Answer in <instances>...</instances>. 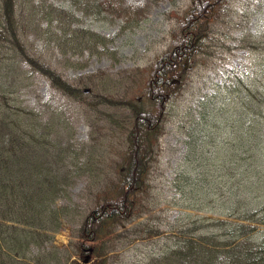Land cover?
Listing matches in <instances>:
<instances>
[{"label":"trees","instance_id":"1","mask_svg":"<svg viewBox=\"0 0 264 264\" xmlns=\"http://www.w3.org/2000/svg\"><path fill=\"white\" fill-rule=\"evenodd\" d=\"M68 1L89 8L83 0ZM230 3L190 0L168 29L166 47L143 68L69 79L28 36L71 55L95 52L109 38L75 25L74 13L51 1L24 7L22 0H0V264H82L69 261L68 250L56 255L52 233L67 220L76 222L75 240L61 247L71 246L80 257L90 251L95 259L87 264H108L136 240L163 233L159 223L166 216L159 222L152 217L162 202L225 217L182 210L167 218L169 233L163 238L172 242L157 254L149 252L140 264H264V228H258L264 226V82L237 93L228 87L223 94L229 98L222 101L215 99L222 85L214 84L186 106L183 166L173 178L181 182L174 184L177 194L152 196L159 139L167 124L179 122L192 70L213 55L217 40L224 45ZM36 75L85 107L88 142H73L74 129L59 106L24 103L22 95L36 90ZM208 115L218 118L217 124L206 123ZM198 124L222 129V141L210 143L202 132L204 144H196ZM197 151L208 158L203 161L205 174L212 175L207 180L183 175L192 172ZM85 173L86 208L60 202L69 197L74 177ZM252 181L256 188L248 184Z\"/></svg>","mask_w":264,"mask_h":264},{"label":"rangeland","instance_id":"2","mask_svg":"<svg viewBox=\"0 0 264 264\" xmlns=\"http://www.w3.org/2000/svg\"><path fill=\"white\" fill-rule=\"evenodd\" d=\"M34 1L22 0L23 6L28 7ZM38 1L39 5H47L51 1L55 6L72 11L75 25L102 33L109 38L107 45L99 46L95 52L85 51L82 54L71 55L63 54L53 42L50 45H44V41L40 37L34 36L33 33L28 36L33 41L36 50L40 51L51 65H54L65 77L72 79L83 73L104 71L116 74L131 66L138 65L143 68L166 47L169 40L168 29L176 21V18L182 15L190 0H83V2L89 3L88 9H84L80 4H70L68 0ZM225 30L227 37L222 38V42L225 43L224 47L217 40V48L213 51V55L210 54L206 63H201L190 73L187 91L180 99L183 109L179 112L178 124L175 127L170 123L167 124V131L159 139L158 160L150 175L153 197L167 196L170 199V196L177 194L174 184L181 183L173 178L177 168L183 166L181 162L185 153L183 131L188 122V113H183L186 106L194 103L195 98L213 90L214 84L222 85L223 89L220 95L215 97L217 101H222L229 98V95L223 94L228 87H231L229 92L237 93L246 86L260 87L257 85L258 82H264V53L260 51V48L264 46V0H231ZM240 37L243 38L239 39ZM33 82H35L36 90L34 91L36 92L31 91L23 94L24 103L34 108L43 106V103L39 104L42 101L59 106L60 110H65L64 116L74 129L73 142L75 144L83 141L88 142L89 114L85 107H81L80 104L72 102L70 98L60 94L40 75H36ZM224 113L230 119L229 112ZM217 119L208 115L206 123L217 124ZM203 125L198 124L194 129L193 137L196 144L203 143L200 139L202 132L207 134L210 143H216L217 140L222 141V129L218 130ZM113 139L117 140V137L113 136ZM120 147L122 148V146ZM199 152L197 151L194 155L192 172H183V175L189 179L207 180L212 175L205 174L203 161H207L208 158L199 155ZM223 175L221 172L220 176ZM88 176L89 174L86 173L75 176L74 183L68 189L69 197L60 200V202L68 206L78 203V210H84L87 206L85 196ZM248 184L253 188L257 187L255 181ZM182 209L187 208L162 202L155 209L157 216L153 214L152 217L153 219L157 218V222H159L162 215L166 216L162 220L164 223H159L164 230L163 233L151 240L147 238L136 240L124 249L117 251L120 256L110 258L108 264H140L149 252L157 254L166 247L168 241L172 242L169 238H163L169 233L166 219L174 218ZM216 210L219 211L218 208ZM190 211L213 217L222 216L210 210L193 208ZM73 213L76 220L75 210ZM72 221H65L63 228L54 234L53 242L57 246V256L68 250L74 254L71 255V259L74 257L78 259L80 253L74 248L68 246L64 249L60 246L62 243L67 245L69 241L75 240L71 234L77 225L74 220ZM85 254L88 253L84 252L81 258Z\"/></svg>","mask_w":264,"mask_h":264},{"label":"bare ground","instance_id":"3","mask_svg":"<svg viewBox=\"0 0 264 264\" xmlns=\"http://www.w3.org/2000/svg\"><path fill=\"white\" fill-rule=\"evenodd\" d=\"M87 253L88 254H85V256L83 258H81L80 256H78V257L81 258V261H79L80 258L77 259L78 263L87 264L90 261H92L93 259H95V256H93L90 251L87 252Z\"/></svg>","mask_w":264,"mask_h":264}]
</instances>
